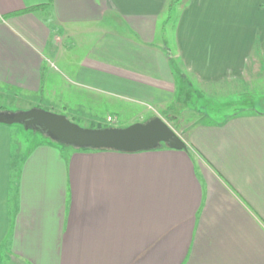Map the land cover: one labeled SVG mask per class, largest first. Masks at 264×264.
<instances>
[{
	"label": "crops",
	"instance_id": "obj_1",
	"mask_svg": "<svg viewBox=\"0 0 264 264\" xmlns=\"http://www.w3.org/2000/svg\"><path fill=\"white\" fill-rule=\"evenodd\" d=\"M164 12L173 51L155 41ZM12 84L31 101L89 89L153 111L129 125L204 102L176 131L185 149L25 144L0 123V264H264V0H0V90Z\"/></svg>",
	"mask_w": 264,
	"mask_h": 264
},
{
	"label": "rangeland",
	"instance_id": "obj_2",
	"mask_svg": "<svg viewBox=\"0 0 264 264\" xmlns=\"http://www.w3.org/2000/svg\"><path fill=\"white\" fill-rule=\"evenodd\" d=\"M176 12H164V15L159 17L157 21V30L155 33V41H164L168 47V49H171L173 51V42H172V35H173V29L172 25L174 22ZM166 16H168V24L164 23V20L166 19ZM111 18L107 16L101 23L104 27L112 26L111 24ZM78 38V37H77ZM79 39V38H78ZM73 43V44H72ZM159 43V42H158ZM71 49L70 50V56L69 59L73 61V55L76 53H79L80 50H82L83 43L79 42H70ZM53 61V60H52ZM54 66H51L50 69L54 70L57 76L58 75L57 69H63L61 65H59L57 62H53ZM47 66L49 65L46 63ZM69 69L74 68L75 64L70 63ZM65 72V71H64ZM69 75V72H65ZM62 82V81H61ZM66 82V81H65ZM56 83H60V81H56ZM8 85V84H6ZM14 89H10L9 91L5 89L3 86V89L0 90V105L3 107L1 110L6 111H18V110H27L31 107H36L37 104L40 105L41 108L46 109L51 112L60 113L66 115L71 121L78 124L81 127L88 128L91 123H94L97 125L98 123H108L109 125H120V127H126L131 122L132 117H139V113L143 111L145 112V117L150 116L153 114L152 110L147 109V107L140 103L138 100H132L130 98L126 97H119V98H111L109 96H102L97 97L95 95L90 94L93 92L92 90L87 89L86 92H66V96H58L59 92L56 91V97L51 96H43V99H38L36 101H31L29 98L23 97V95L27 93H22V91H19L16 86L12 84ZM73 87V86H72ZM83 91V89H82ZM46 93V91H45ZM13 94H20L18 97H13ZM8 97H6V96ZM17 96V95H15ZM231 98H226L225 96H220V98H216V101L221 102L219 106L216 105L214 108H219L216 114L210 115L213 120H219L220 117L228 116L230 114L229 111L232 110V105H227V107H223L222 103L227 100L236 101L238 100V96H230ZM185 97H183L184 99ZM199 103H195V99L199 100ZM194 98L192 100H189L187 103L183 101V99L180 100V102H174L173 104L168 105V107L161 112V115L164 117V120L167 121L168 125L176 132L182 131L183 128H185L187 125H189V121H192V108L190 107L191 103H195L196 107H200L203 105V98ZM207 99V98H206ZM41 101V102H40ZM67 104V105H66ZM66 106V107H64ZM230 107V108H229ZM227 109V111L225 110ZM155 111V110H154ZM157 111V110H156ZM107 112H113L116 114V120H110L108 117L107 119L103 120H97V121H91L93 117H101L105 116ZM159 116V115H158ZM91 119V120H90ZM113 119V118H111ZM139 119V118H136ZM202 121H207L206 118L202 119ZM12 129H13V140L12 141H24V143H28V141L35 142L36 138L43 137V135L40 131L32 130L29 128L24 127L20 123H12ZM21 133V134H20ZM47 137V136H46ZM48 138V137H47ZM49 139V138H48ZM51 140V139H49ZM52 141V140H51ZM53 142V141H52ZM217 160H213L212 163L214 164L217 173L221 175L222 168H221V160L222 158L218 155L215 156ZM197 163V162H196ZM221 180L223 181L222 177ZM225 181V180H224ZM226 182V181H225ZM218 183L215 182L214 185H217Z\"/></svg>",
	"mask_w": 264,
	"mask_h": 264
},
{
	"label": "water",
	"instance_id": "obj_3",
	"mask_svg": "<svg viewBox=\"0 0 264 264\" xmlns=\"http://www.w3.org/2000/svg\"><path fill=\"white\" fill-rule=\"evenodd\" d=\"M0 123H20L58 144L74 148L139 151L155 149L162 144L172 149L186 148L183 139L158 115L126 127L84 128L64 114L31 107L18 111L0 109Z\"/></svg>",
	"mask_w": 264,
	"mask_h": 264
},
{
	"label": "trees",
	"instance_id": "obj_4",
	"mask_svg": "<svg viewBox=\"0 0 264 264\" xmlns=\"http://www.w3.org/2000/svg\"><path fill=\"white\" fill-rule=\"evenodd\" d=\"M39 107V106H38ZM0 109H3V107L0 106ZM112 125H109L108 123H98L97 125H95L94 123H91V125L89 126V128H104V127H109ZM63 147H66L67 145H63V144H59ZM68 147H72V146H68ZM160 147H166L164 144H162ZM80 150H105V149H109V148H100V149H91V148H77ZM110 150H114V149H110Z\"/></svg>",
	"mask_w": 264,
	"mask_h": 264
},
{
	"label": "built area",
	"instance_id": "obj_5",
	"mask_svg": "<svg viewBox=\"0 0 264 264\" xmlns=\"http://www.w3.org/2000/svg\"><path fill=\"white\" fill-rule=\"evenodd\" d=\"M108 119H110V117H108Z\"/></svg>",
	"mask_w": 264,
	"mask_h": 264
}]
</instances>
